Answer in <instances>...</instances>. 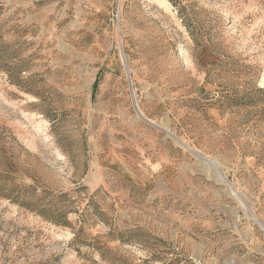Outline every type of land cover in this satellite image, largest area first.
I'll use <instances>...</instances> for the list:
<instances>
[{
	"label": "rangeland",
	"instance_id": "1",
	"mask_svg": "<svg viewBox=\"0 0 264 264\" xmlns=\"http://www.w3.org/2000/svg\"><path fill=\"white\" fill-rule=\"evenodd\" d=\"M0 264H264V0H0Z\"/></svg>",
	"mask_w": 264,
	"mask_h": 264
},
{
	"label": "bare ground",
	"instance_id": "2",
	"mask_svg": "<svg viewBox=\"0 0 264 264\" xmlns=\"http://www.w3.org/2000/svg\"><path fill=\"white\" fill-rule=\"evenodd\" d=\"M142 112V111H141ZM202 156V155H201ZM203 157V156H202Z\"/></svg>",
	"mask_w": 264,
	"mask_h": 264
}]
</instances>
